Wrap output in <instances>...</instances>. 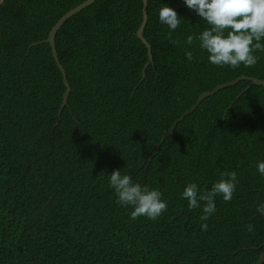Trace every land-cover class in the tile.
<instances>
[{"label":"trees","instance_id":"obj_1","mask_svg":"<svg viewBox=\"0 0 264 264\" xmlns=\"http://www.w3.org/2000/svg\"><path fill=\"white\" fill-rule=\"evenodd\" d=\"M85 0H5L0 5V264H252L264 252V86L240 80L203 99L157 144L199 96L247 75L264 79V52L254 67L208 60L198 39L208 28L184 0H96L67 19L56 48L52 27ZM174 8L172 31L159 9ZM179 39V45L170 42ZM264 43V40L261 41ZM186 51L193 53L189 61ZM251 84L241 95L240 92ZM119 169L162 193L156 220L131 219L109 186ZM235 171L233 198L215 197L201 221L189 210L188 183L210 190ZM208 224L206 231L201 229ZM253 225V231L247 225ZM264 264V261L263 263Z\"/></svg>","mask_w":264,"mask_h":264},{"label":"clouds","instance_id":"obj_2","mask_svg":"<svg viewBox=\"0 0 264 264\" xmlns=\"http://www.w3.org/2000/svg\"><path fill=\"white\" fill-rule=\"evenodd\" d=\"M190 10H194L202 20L209 25L198 36L188 35L185 41L191 45L194 39L200 42V48L206 50L211 64L235 69L243 64L245 67H254L258 61L255 52H264V0H184ZM159 21L172 31H175L180 23L178 12L168 5L159 9ZM171 43L179 45V39L173 40L171 32L168 33ZM189 61L193 60V53L186 51ZM258 171L264 176V161L258 162ZM217 180L210 190L203 192L194 182H190L182 192V198L187 199L189 210L203 205L201 221H207L216 211L215 197L222 195L225 202H230L236 190L237 173L225 172ZM109 186L115 190L117 203L123 207L132 206L131 219L135 220L145 216L156 220L167 210V202L162 199V193L158 189L142 186L133 182L127 175L121 174L119 169L113 170L109 179ZM257 211L264 215V204L257 207ZM201 229L206 231L208 224L203 223ZM249 232L253 231V225H247Z\"/></svg>","mask_w":264,"mask_h":264},{"label":"water","instance_id":"obj_3","mask_svg":"<svg viewBox=\"0 0 264 264\" xmlns=\"http://www.w3.org/2000/svg\"><path fill=\"white\" fill-rule=\"evenodd\" d=\"M5 0H0V5L4 2ZM96 0H85L84 2L80 3L79 5H77L76 7L70 9L66 14H64L57 22L56 24L52 27L47 39L45 40L46 42H49L51 47H52V51H53V55L55 57V60L60 68V70L62 71L63 74V81L64 84L66 86V90L63 94V102L60 106L59 109V115H61L62 113V109L66 106V104L68 103V98L71 92V85L68 81L67 78V73L66 70L64 68V66L62 65V63L60 62L59 56H58V52H57V48H56V35L57 32L60 30V28L63 26L64 22L69 19L72 15L76 14L77 12L81 11L83 8L87 7L88 5H91L95 2ZM148 0H143V20L141 22V25L137 31V35L138 37L146 44L147 48H148V55H149V60L146 63L144 69H143V77L142 80L145 78L146 76V68L148 67V65L151 63V61L153 60V55H152V47L151 44L147 41V39L144 36V29L145 26L147 24L148 21ZM250 80L251 83L253 84H257V85H263L264 86V79L261 78H257V77H253V76H247V75H243V76H239L234 80L222 83L218 86H216L213 90L210 91H206L204 93H202L198 100L195 102V104L188 109L187 111H185L177 120L174 121V123L172 124L171 128L162 136L160 142L157 144L158 147L161 146V144L163 143V141L165 140L166 137L172 135L175 131V128L177 126V124L182 121L188 114L192 113L200 104V102L205 99L206 97L213 95L214 93H216L217 91H219L220 89L227 87V86H231L236 84L237 82H239L240 80ZM251 87V84L247 85L241 92L239 95H241L242 93H244L247 89H249ZM264 261V252L262 253V255L260 256V258L253 262L252 264H262Z\"/></svg>","mask_w":264,"mask_h":264}]
</instances>
